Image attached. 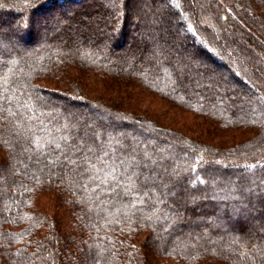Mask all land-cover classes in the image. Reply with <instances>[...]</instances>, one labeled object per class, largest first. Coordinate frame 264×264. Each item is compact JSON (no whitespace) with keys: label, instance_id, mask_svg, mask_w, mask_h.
Returning <instances> with one entry per match:
<instances>
[{"label":"trees","instance_id":"1","mask_svg":"<svg viewBox=\"0 0 264 264\" xmlns=\"http://www.w3.org/2000/svg\"><path fill=\"white\" fill-rule=\"evenodd\" d=\"M80 1L0 0V264H264V0ZM87 74L217 143L89 99Z\"/></svg>","mask_w":264,"mask_h":264},{"label":"rangeland","instance_id":"2","mask_svg":"<svg viewBox=\"0 0 264 264\" xmlns=\"http://www.w3.org/2000/svg\"><path fill=\"white\" fill-rule=\"evenodd\" d=\"M190 1H191V5H192L193 9H195L196 0H190ZM88 2H90V0H86V2H84L82 0L79 3H77L78 5L75 7H81L82 4L88 3ZM139 9H140V11L136 12L134 14V16L132 17L133 18L132 23L133 22L139 23V21H140L139 26H137V27L142 28L143 36L145 35L144 38H146V36L149 34V31L151 30L153 25L152 24L150 25L151 21H149V23L146 21L145 22L143 21L144 16L142 15V13L145 11L144 5L140 6ZM181 9H182L183 16L188 21L194 23L195 21L191 15L192 14L191 9H189L183 5L181 6ZM155 10L156 9H153L152 7H148L147 12L156 14ZM180 14H181V11H180ZM51 18L46 19V21H47L46 24L50 28H53V27L56 28L57 24H59V22L56 23V21L54 22L53 19H51ZM178 21L182 22L180 19ZM221 27H223V26H221ZM115 30H116V26H114L112 28L111 32L115 33L116 32ZM218 36H219V38H221L220 35H218ZM115 38H116V35L113 38V43H117L118 45H120L121 44V42H120L121 38L117 39V41H115ZM131 41H132V39H130V41H128V42H131ZM118 45L115 46L116 50L114 51V53L116 55L117 54L122 55L123 53H125V51H127L128 47H129V44L125 45V46H120V47H118ZM210 45L212 47L215 46V44H213V43L212 44L210 43ZM150 52L152 53V51L149 50V51L145 52V54L149 55ZM220 56H221L223 62L226 65V68L228 70H230V71H236L237 70L235 65H233L231 62L227 61L222 53H220ZM218 71L223 73L220 69ZM120 78H122V77H120ZM122 79H125V78H122ZM118 80H119V78H118ZM125 80L127 81L128 79H125ZM51 82H52V83H50L51 85H54V84L60 85L61 87L63 86L64 88L70 87L69 84L66 82L71 83V81H67L65 79L52 80ZM72 83H74L75 86L77 85L80 88L79 91H81L83 94L85 93L84 95L89 97V99L90 98H97V99L104 100V101L119 102V104L130 103L131 107L134 108L135 110H137L136 112H138V114H141V113L145 114V116L150 118V121H154V122L157 121L159 123H162L167 128H172L174 130L182 131L183 133H185L189 137L197 138V139H200L203 141H208L211 143H217V141L219 139V138H216V140H212L211 137L208 139L207 138L208 135L206 133H202V131L200 130V127H199L200 123H198V121H196L192 115H190L188 113L179 112L173 108L171 109V108L167 107L164 104L165 102H163L159 98L154 97L150 94L144 93L138 87H135V85H132V82H126L125 83L123 81H120V82L116 81V83L124 84V85H121L119 87L117 85H113V83L110 79H103V77H102V79H100V78L95 79L92 75L89 76L87 74V79H85V78H83L82 80L77 79V80L73 81ZM257 85L258 84L256 82H252V86H254L255 88L257 87ZM45 86L51 87L49 85H45ZM71 88H72L71 90H74L73 86ZM121 100H123V102H121ZM123 107L124 106H121V108H123ZM237 139L239 140L241 138L237 137Z\"/></svg>","mask_w":264,"mask_h":264}]
</instances>
